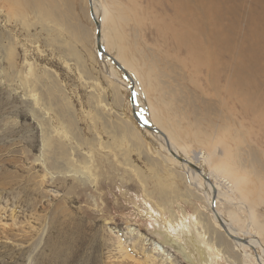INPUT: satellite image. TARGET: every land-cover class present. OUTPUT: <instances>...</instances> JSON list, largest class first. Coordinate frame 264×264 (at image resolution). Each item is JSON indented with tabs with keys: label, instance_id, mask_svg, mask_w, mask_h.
Listing matches in <instances>:
<instances>
[{
	"label": "rangeland",
	"instance_id": "374dc122",
	"mask_svg": "<svg viewBox=\"0 0 264 264\" xmlns=\"http://www.w3.org/2000/svg\"><path fill=\"white\" fill-rule=\"evenodd\" d=\"M24 1L16 13L0 0V264H171L147 258L165 243L177 264H244L205 195L151 143L130 96L100 63L88 0ZM98 1L110 13L108 40L114 25L120 37L119 48L109 42L113 55L146 92L140 103L186 153L224 151L212 169L237 180L233 197L253 203L256 233L264 227V127L250 108L264 107V0H217L212 16L225 29L217 52L232 54L217 57L231 60L244 45V75L226 74L244 78L250 107L195 68L172 1ZM227 204L219 208L235 227L251 223L244 205Z\"/></svg>",
	"mask_w": 264,
	"mask_h": 264
},
{
	"label": "bare ground",
	"instance_id": "6f19581e",
	"mask_svg": "<svg viewBox=\"0 0 264 264\" xmlns=\"http://www.w3.org/2000/svg\"><path fill=\"white\" fill-rule=\"evenodd\" d=\"M8 1L12 4V8L16 13H18L21 8L23 9V7H28L30 5L28 1H24V0H8ZM170 1H172L174 6L173 17L175 18L174 21L176 22V26L177 28L180 26L184 30L183 37H180L182 38L180 41L183 43V46L186 47L188 55L190 57H194L196 61V63L194 64L195 68L198 67L200 74L201 75L205 74L204 76H207L209 81H211V85L214 86L216 90L220 89L218 83L222 81L224 85L222 86L221 89H223L224 93L229 99L241 100V101L244 100V102H246L250 107L252 104L250 99L247 97L246 98L249 100L244 99V88L246 89V87L244 86V84H246L244 82V78H241L240 81L238 79H236V81L235 80L230 81L229 79L230 77L227 76V74L236 77H238L239 75L240 76L244 75V52L239 53V50L244 51V49H242L244 45L236 44L235 48H233L236 51L234 53V57L231 58V60L226 59L227 55L230 53V51L229 53L226 52L228 49L227 50L225 49L226 51L222 50L220 53L217 52L218 48H216V46L218 47L222 46V48L225 47L222 43H220V41L225 37L222 33V31H225V29L223 27H221L220 29L219 26L215 27V25L213 27L214 21L212 16L214 13H215L214 16L216 15L215 3L217 0H170ZM93 7L96 15L95 17L101 24L100 27L101 42L102 45L104 46V49L106 50V53L103 55V58L100 59L98 57V53H97L98 51L96 46L97 43L95 40L94 48H95L96 56L99 58L100 63L106 69L109 77L113 79L115 88L118 89V85H119L130 96L128 98L130 102L129 106L131 108L130 111L132 117L136 119V122L140 126V129L145 133L147 137H149L151 143H153V145L156 148H158L161 152H163L169 161L176 163L180 165L183 169L187 170V172L189 173V177H188L189 185L192 186L195 191H197L196 192L197 194L202 193L205 195V199L208 202L209 206H211L213 199H215L216 210L219 216L222 218L223 222L228 226L230 232L234 235L247 238L248 245L241 242L234 243L230 241L233 247H235V249L240 252L239 254L244 264H257V263L264 264V242L262 241L260 236L257 235V230L259 231V234L260 232L264 233V227L257 225L256 233L252 232L253 231L252 228L255 226L253 219L255 218L254 216L255 212L252 206L253 203L249 202L248 199L245 198L247 203L249 204L247 205L245 204L243 199H237L233 197L238 192V184H236L237 180L226 178L225 176L222 175L221 172L212 169V166H214L215 162L219 159L218 157L221 158L224 157L222 155L224 154V151H217L216 153V151L208 152L207 150H200V151H192L191 153L188 154L185 151H183L181 147L177 146L176 144L177 141L172 137L173 134L167 131L170 130L166 128V126H168V123L166 124L162 122V119L159 120L151 115L152 111L155 112V110L151 107L150 104H148L147 106L144 103L143 104L140 103L139 101L140 97L141 96L143 97L144 94L146 95V92L144 91V89H142V86L139 83L136 73L130 70L129 67L126 66L120 58L114 56L115 53L112 52L113 50L110 48L111 45L109 42L110 40H112L113 43L118 44V46L115 47L119 48L120 37L117 34V29L115 25H114V29L116 30V34L112 37V39L108 40L109 38L106 32L104 31V27L107 22V19L109 18L108 15H110V13H107V11L105 12L106 9H104V11L101 10L98 0H93ZM184 10L186 11L183 13ZM214 18L215 20H217L216 17ZM92 22L95 24L93 20ZM166 30L167 32H172V35L175 34V32L171 29V27L166 28ZM95 32H96V25H95ZM212 34L216 35L214 39H213L214 36L212 37ZM227 35L229 36V34ZM95 38L96 36L94 35V39ZM239 46L241 48H238ZM237 52L238 54H236ZM222 54L226 55V57L223 60L221 59L222 57L216 56V55L220 56ZM106 55L112 56L116 60H118V62H120L132 76L133 78L132 81L134 82L135 85L133 102H135L136 107L132 104L131 83L127 81L124 74L111 61H109L106 58ZM225 62H227L228 64ZM186 66H184V68ZM258 92L259 91H255L252 93H254L253 95H256ZM260 99L261 98H259L258 101ZM244 107H245L244 109L246 110L247 106L244 105ZM253 107L250 109L255 112V116L257 115L258 119L260 118L259 121L262 123L261 124L262 127H264V107L258 104H256V107L254 108ZM135 110L137 111V115H138L137 117L140 118L143 125L138 122L137 120L138 118L134 115ZM153 127L158 130V133L154 132ZM163 134L167 136V140L163 138L162 136ZM132 136L134 137L135 134H133ZM167 141L169 142L170 147L175 154H177L181 158H184L190 164L200 168L202 170V173L201 174L198 173L189 164L182 163L180 160L176 159L172 155L171 151L167 148L166 146ZM203 153H205L206 155L204 158L202 156ZM204 176L208 177L209 183L206 182ZM213 192H216V194H213ZM236 201H238L237 202L238 204L244 205V209L247 208V213L250 214V218H251V223L250 222H249L250 224L247 223L242 228L235 227L234 221L232 219L227 218L219 208V204L228 203L227 205L229 204L236 205L237 204ZM212 218L213 221L215 222L218 231L220 233L223 232L225 234L213 212H212ZM166 236L167 238H169L167 233ZM199 245L203 246V249H205V253L209 257V260L214 261V258L211 255V250L206 240H199ZM165 247L168 248V245L166 243L163 246H160L159 248L156 245V247L153 248L154 249L153 251L155 252H152V250L149 251L147 254V258L152 261H154V259L160 258L163 262L177 264L175 259L172 258V256L168 253ZM250 247H254L256 248V250H258L257 256L259 262L256 261V259L252 256L253 254L252 252H250L251 250ZM157 252L158 254H156ZM190 253L194 258H196L197 254L195 252H190ZM243 253L246 254L244 255Z\"/></svg>",
	"mask_w": 264,
	"mask_h": 264
},
{
	"label": "water",
	"instance_id": "95a60500",
	"mask_svg": "<svg viewBox=\"0 0 264 264\" xmlns=\"http://www.w3.org/2000/svg\"><path fill=\"white\" fill-rule=\"evenodd\" d=\"M89 10H90V14H91V18L92 20L95 22V25H96V46H97V51H98V56L99 58H103V55L106 53V50L104 49V46L102 45V42H101V33H100V27H101V24L100 22L97 20V18L95 17V12H94V7H93V0H89ZM106 58L111 61L125 76L126 80L129 81L131 83V95H132V104L136 107L135 105V102H133V97H134V91H135V85H134V82L132 81V76L130 75V73L126 70V68L120 63L118 62V60H116L114 57L112 56H108L106 55ZM134 115L137 117V111L135 110L134 111ZM138 118V117H137ZM139 123L142 124L140 118L137 119ZM143 125V124H142ZM152 128V127H150ZM153 130L155 133H158V130L156 128L153 127ZM163 138L165 140H167V136L165 134L162 135ZM166 146L167 148L171 151L172 155L180 160L182 163H186V164H189L195 171H197L198 173H202V170L200 168H198L197 166L195 165H192L190 164L187 160H185L184 158H181L179 157L177 154H175L171 147H170V144L169 142L167 141L166 143ZM203 158L206 156L205 153H203ZM204 179L206 180V182L209 183V179L207 176H204ZM213 194H216V192H213ZM210 209L212 210L213 214L215 215L218 223L220 224L222 230L225 232V234L234 242V243H237V242H241V243H244L246 245H248V240L247 238L245 237H240L238 235H234L230 232L228 226L223 222L222 218L219 216L217 210H216V202H215V199H213L212 201V204H211V207ZM251 250H252V256L258 261V254H257V250L256 248L254 247H250ZM244 255L246 253H243ZM259 262V261H258Z\"/></svg>",
	"mask_w": 264,
	"mask_h": 264
}]
</instances>
